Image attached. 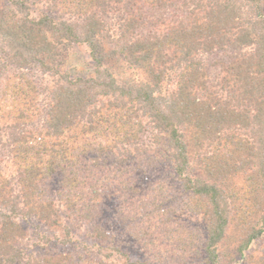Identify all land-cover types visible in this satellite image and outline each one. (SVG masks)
Listing matches in <instances>:
<instances>
[{"label": "trees", "instance_id": "trees-1", "mask_svg": "<svg viewBox=\"0 0 264 264\" xmlns=\"http://www.w3.org/2000/svg\"><path fill=\"white\" fill-rule=\"evenodd\" d=\"M0 146V264H264V0H0Z\"/></svg>", "mask_w": 264, "mask_h": 264}, {"label": "rangeland", "instance_id": "rangeland-1", "mask_svg": "<svg viewBox=\"0 0 264 264\" xmlns=\"http://www.w3.org/2000/svg\"><path fill=\"white\" fill-rule=\"evenodd\" d=\"M62 58L65 59V65L66 66H74L76 72H78L79 74H87L89 69H88V58L87 55L85 53V49L83 47H79L77 46L76 48H70L67 51L63 52V56ZM215 58H217V54L216 55H211L209 56L206 60H208L210 63H212L213 61H215ZM37 74V73H35ZM5 153L4 150L1 148L0 146V157L3 158L4 160V164H6V166L9 168V164L7 159H4L5 157ZM8 168H6V172L8 170ZM23 228L26 229L27 232V238H29V242L31 243L32 240H36V236L37 235H41L42 232H44L45 227L43 226L42 223H40L39 221L35 220V219H31L28 222L27 221H22L21 222ZM128 241V239H126ZM68 248H65V250H67ZM51 253L57 252V249H51L50 251ZM47 252V253H48ZM61 252V251H60Z\"/></svg>", "mask_w": 264, "mask_h": 264}]
</instances>
